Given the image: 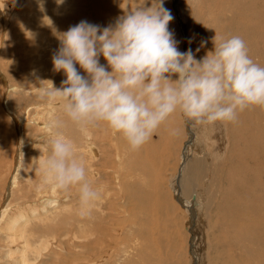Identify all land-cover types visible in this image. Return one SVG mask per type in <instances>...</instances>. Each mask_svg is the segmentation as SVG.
<instances>
[{
  "label": "rangeland",
  "instance_id": "rangeland-1",
  "mask_svg": "<svg viewBox=\"0 0 264 264\" xmlns=\"http://www.w3.org/2000/svg\"><path fill=\"white\" fill-rule=\"evenodd\" d=\"M2 1L4 5H6L5 7H7L8 10H11L14 5L16 6L17 11L15 14V18L10 20V23L8 22L6 26L7 29L0 28V110L3 108L4 112L3 113L2 111H0V204L2 205L4 200L2 201L1 199L4 198L3 196L6 197V192H8L9 190V177L10 173L12 172V169L9 168V165L11 164V162H13L12 156L14 152L16 153L17 149V154L21 152L22 168L18 173V182L16 184V188H14L13 190V199L15 202L14 204H20L21 206L26 208L36 205L38 207L39 204H42L43 202L49 200L48 198L52 197V188L51 185H45L44 183H42V174L38 167L39 161L37 160L39 158L41 161L43 160L41 155L39 154V151H41V149L46 152L45 154H49L50 151V149L45 148L44 144V141L47 137V129L45 128V124L47 123L49 116V112H46L48 111L47 106L49 105V103L46 100H41L39 98L37 88L39 87V81L37 78H39L40 80H49L45 81L44 83L45 85L51 86V79L49 78L51 75V71L49 70H51L50 65L52 64V58L50 57V52L57 50L56 44H59L57 34L65 31L64 28L61 29L58 25L60 24V20L63 17L64 18L61 22L67 21L66 19L71 21V17L75 15V13L71 11L70 7L73 3L76 4L77 7L80 0H68V2L65 0L67 2V5L63 0V3L65 2L64 8L66 9H58L51 4L54 2L58 3L57 0H41V5L40 3H37V0ZM113 2H115V4ZM146 2L147 0H122L121 4H118L117 0H111L110 18L112 17V19H109V23H112L114 21V24L115 18L123 15L125 11L130 8L134 9L138 6L144 5ZM249 3L258 8L261 13L256 14V25H254L253 23L255 19L252 16L246 14L245 10L243 9L245 5ZM150 4L151 0H148V5L150 6ZM177 4L180 12H184H181V14H183L182 17L184 23L187 27H189L190 25L189 28H191L189 29V35L191 38H193V43L190 45V47L195 50L200 46V42L202 39L208 41L207 45L201 48V51L197 53V59L206 55L208 51L213 49L214 45L212 41L215 35L218 38H224V35L221 34H226L230 30L232 31L233 27V31L235 29L237 30V28L240 31H243L246 30L245 28L247 27V29L249 30H252L250 28H256L254 31V36H252V42L248 45L247 48L249 49L250 53L252 52L251 55H255V49L258 47V55H255L253 57L255 60L257 59V63L263 65L262 60H264V57L262 56H264V54H261L264 53V51L261 50L257 42L260 41V34L264 32V0H179V3ZM113 5L115 11L113 10ZM1 6L0 10L2 11ZM37 6H39V9H43L42 14L44 13V17L41 21H38L37 18H35L37 16L34 13L39 11ZM175 6V0H164V7L169 9L174 16V21L170 23L169 28L170 30H174L176 39L180 41L179 32L177 30V13ZM51 9L52 11H50ZM57 11H59V14H57ZM60 14L63 16H61ZM56 16L61 17L56 18ZM102 17L103 15L101 14V18ZM102 19L105 20L106 17H103ZM237 21H241L244 23L241 24V26H236ZM1 22L3 23V21ZM52 24L55 28L52 26ZM57 26L59 29L57 28ZM236 30L234 32H236ZM232 33L230 32V36ZM5 103H7V105L12 109L13 113L15 114V119H17L18 121L23 136L21 137V143H19L18 141L20 140L17 136L19 132L18 128H16L14 118L11 117L4 109ZM55 114L62 115V111L60 112L58 110L55 112ZM240 114H244V111ZM241 118L243 119V117ZM37 120L42 122V125L37 122ZM261 121V128L264 130L263 116L261 117ZM247 122L250 124V126L258 127L257 122L250 123L248 120ZM190 124L191 123L188 122L181 113L177 112L169 119L168 122L162 125L158 132L154 134L153 137L139 150L133 151L126 140L122 137V135L118 133L113 134L114 143L112 145H110L106 140L103 145L100 146L101 153L103 155L110 151V162L103 161L104 156H102L100 163L97 165L98 173L103 174V178L101 180H96L97 183L95 184L96 186L101 187L103 190L102 199L99 201L100 204L102 205V202L105 203L108 200H112L111 202L118 206L119 201H121L120 196L122 194L127 195L128 193L130 199L128 198L129 201L127 205H131V207H134L135 211L140 210L141 212H139L143 215H140V217L145 218L144 224L146 221L147 223L148 221H150L151 224L148 227L151 230L154 229L155 233H153V236L155 238L153 237V240L150 239L154 243V245L152 244L153 246H150L154 247V250H159L162 257L165 256L163 264H191L192 259L188 247V241L190 237V232L187 228L189 226V224H187L189 220V213L183 210V208L180 207L179 203L175 201L177 199L174 197L173 186L171 185L173 183L172 179H174L176 173H179V170H181L180 162H182V153L185 149V141H187L190 135L193 134L190 133L189 130ZM218 125L220 127L222 126V128L225 129V123H222V125ZM73 126V124L67 123L66 128L67 130H71ZM214 127L215 125H206V129L203 128V135L199 134L198 142L197 138L195 137L196 134L194 133V141L193 144L190 145L191 157L194 160L197 159V157L200 158L203 169H206L203 170L204 175L201 176L200 179H198V188L199 193L201 194V198L198 199L199 203L200 205H202L201 207L207 205L205 208L200 209L201 218H203V227L206 228V231H204V242H206V248L203 251L204 258H206V260L209 258V263L211 262L212 264H258V262H256L258 259L252 257L254 259L253 260L251 258L252 254L250 252H248L249 256H247L248 254L244 256L245 252H242L243 243L241 241L240 243H238L242 234H247L249 237L255 231L253 228L254 226L256 227L257 220H254V217L250 213H248V211H251L250 209L248 210V208H243L240 197H235V199L240 202L237 204L235 214L233 210L230 209L228 202L226 201L228 194L227 190H229V188L231 189V186H228L229 184L234 187L232 188L233 191L238 190L241 193H246L247 195L245 194V196H247V198H252V189L256 185L253 179L255 173H250V169L252 167L249 168V165L244 162L240 164L239 161L235 162L234 160H230L229 164L227 163L225 165V160L228 153L227 150L228 147H230V141H227V143L225 144L227 147L223 145L224 147L222 146V148L216 150V144L212 142L211 138H208L210 137V134L212 132H215ZM105 128H107V126ZM173 130H175L176 134H173ZM63 133L65 135V128L63 129ZM102 133L104 134L103 131ZM241 137L243 136L241 135ZM244 142H246V140L243 137L241 144L243 145ZM18 143L21 144L20 150L18 147ZM194 143L196 144L194 145ZM262 151L264 152L263 149ZM217 156L220 157L218 158ZM24 158L25 160L23 161ZM144 159L145 166H139L138 168L140 162L139 160L144 161ZM262 159L264 160V156H262ZM208 162L210 165L208 164ZM107 163L109 164L107 165ZM232 163L239 164L241 165L239 167L242 168H238L236 166L234 167V165L230 167ZM134 164L137 166V168L134 166ZM150 166L153 168H151ZM142 168H145L146 170ZM134 169H136V172H134ZM124 175H127L129 179L125 178ZM234 175H237L239 177L236 179ZM117 176H124L123 180L120 178L122 182L121 187L117 186L119 185V183L117 182ZM242 177L246 178L247 180L245 181H249V184H247V187L242 186L241 188H238L239 186L237 184L240 185ZM234 178L236 179L235 185L232 182ZM50 190L51 193L49 192ZM56 191L60 196L59 198L62 202V206L72 208V205L79 204V201H77L79 197H76L77 199H75L74 188L67 191L56 189ZM189 194L192 195V192H189ZM189 194H187L185 197L190 198L188 196ZM20 195H22L23 197ZM19 197H21L22 199ZM173 201L179 205L180 209L179 207L177 208V204H175ZM206 201L208 204H206ZM34 202H36V205L34 204ZM99 202L97 203L98 205H100ZM28 204L30 205L28 206ZM143 205L144 207L146 206V208H144ZM131 207L129 208L132 210L133 208ZM96 208L98 209L99 206H97ZM96 208H94L93 210H95ZM244 209H246V211ZM13 210L17 209L13 208ZM244 211L245 213H243ZM150 214L152 217L150 216ZM124 217L126 218V216ZM163 218L166 219L165 223V219L164 221H162ZM246 218L248 219L245 220ZM151 219L156 223L152 222ZM243 219L246 221V223H244L245 221ZM169 221L171 222L172 226L168 225ZM157 222H160L161 225ZM161 222L164 224H162ZM242 222L244 224H242ZM152 223L153 226L154 223L156 225L153 227ZM230 223L232 224L229 225ZM248 223H254L253 227L251 225H248ZM127 224L128 221L125 222V224H122V226H126ZM157 227L162 228L163 231L162 229V232L158 231ZM207 229L211 230L208 231ZM171 230L173 231L171 232ZM207 236L209 241L207 239ZM236 236L239 237L237 238ZM234 237L237 238V240ZM144 241L147 243L146 240ZM138 244H140V242H134L133 245L131 243V247L137 246ZM141 245L143 244L141 243ZM249 245L250 248H252L254 252L257 253V247L254 245V243H252V241H249ZM131 247L129 248L128 252V254L130 255V259L134 258L136 260H133L134 262H139L138 264H142L141 262L143 261L141 260V256L139 259L135 254V249ZM252 249H250L249 251H251ZM92 250L93 249L89 251V255L93 252ZM99 255L95 254V256H93V259H87H89L90 262L91 259L96 261ZM119 258L120 256H118V259ZM87 259H77L76 261L78 262L77 264H88ZM171 260H173L172 263L169 262ZM179 261L181 262L179 263ZM75 262L71 263L69 260L68 264H75Z\"/></svg>",
  "mask_w": 264,
  "mask_h": 264
},
{
  "label": "clouds",
  "instance_id": "clouds-1",
  "mask_svg": "<svg viewBox=\"0 0 264 264\" xmlns=\"http://www.w3.org/2000/svg\"><path fill=\"white\" fill-rule=\"evenodd\" d=\"M173 21L164 0H151L150 6L147 0L114 24L102 27L82 20L57 34L53 71L66 79L57 88L37 78V88L39 98L59 106L62 115L49 114L44 144L50 151L37 160L42 183L78 190L81 216L91 214L103 190L64 135L67 123L81 130L104 123L135 151L177 112L196 127L236 122L249 107L264 108V65L251 58L240 36L215 35L213 49L197 59L208 41L181 51V41L169 28Z\"/></svg>",
  "mask_w": 264,
  "mask_h": 264
},
{
  "label": "bare ground",
  "instance_id": "bare-ground-1",
  "mask_svg": "<svg viewBox=\"0 0 264 264\" xmlns=\"http://www.w3.org/2000/svg\"><path fill=\"white\" fill-rule=\"evenodd\" d=\"M37 1H38L37 3L41 2V0H37ZM66 1L68 2V0H66ZM69 1H72V0H69ZM121 1L122 0H117V3L121 4ZM67 2H66V5H67ZM110 2H111V0H80L77 7H76V4L73 3L71 5L70 9L73 13H75V15H73L71 17V21L66 19L67 21L61 22L62 19L64 18L63 17L60 20V24L58 26H60L61 29L64 28V30L66 31V30H68V28L70 26L76 25L82 20H86L89 23L99 24L102 27H106L111 23V22L109 23V19L110 20L112 19V17L110 18V11H111L110 10ZM64 3L61 4V3L54 2L51 4L54 7L61 9V8L65 7ZM113 3L115 4V2H113ZM175 3H176V6H175L176 13H177V16H176V22H177V27H178L177 30L179 32V39L181 41L179 48L181 51H186L187 48L190 47V45L188 43V38H190V35H189L190 30L189 29H191V28H189L190 25H189V27H187L183 21V17H182L183 14H181V12L182 13H184V12L183 11L180 12V9H178V4H177V3H179V0H175ZM240 3H241V1H240ZM242 4H243V2H242ZM40 5H41V3H40ZM0 6L2 8V11L0 10V28L2 29V28H6L8 22L10 23V20L15 18L17 8H16V6L13 5L12 9H14V8L15 9L14 10H12V9L8 10L7 7H5L6 5H4L2 0H0ZM116 6H115V8H116ZM38 7L39 6H37V8ZM241 7H242V5H241ZM64 9H66V8H64ZM243 9L245 10L246 14H248L249 16H252L255 19V21H253V23H254V25H256V14H261L260 10L250 3L245 5V7ZM42 10L40 8L38 12L34 13L37 16L35 18H37L38 21H41L44 17V13L42 14ZM113 10H114V5H113ZM50 11H52V9ZM45 12H47V11H45ZM57 12H58L57 14H59V11H57ZM101 14L103 15V17H106L105 20L102 19L103 17L101 18ZM61 16H63V15H61ZM61 16H59V17H61ZM67 16H66V18H67ZM59 17L56 16V18H59ZM115 20H116V18H115ZM1 21H3V23ZM53 22H54V20H53ZM113 22H112V24H113ZM243 23L244 22L237 21L236 26H239V25L241 26V24H243ZM52 26L54 27L53 24H52ZM58 26H57V28H58ZM233 29H234V27H233ZM233 29H232V31L230 30L229 32H227L226 34H221V35H224V38H226V37H230V32L231 33L233 32L232 34L240 36L246 42V45L248 47V45L252 42V36H254V31L256 28H250L252 30H249L246 27L245 28L246 30H243V31H240L237 28V30L235 29L236 32H234L235 30L233 31ZM225 30H227V29H225ZM53 31H54V29H53ZM232 34H231V36H233ZM191 36H192V34H191ZM263 41H264V32L260 34V41L257 42L259 47L261 48V50L264 51ZM57 44H56V46L58 49L59 44L58 45ZM250 50H252V49H250ZM255 50H256L255 55L257 56L258 55L257 52L259 50L258 47ZM56 51L57 50L50 52L51 58H52V55ZM248 51H249V49H248ZM251 53L249 51V55L251 56V58L257 62V59L255 60L253 57L255 55H251ZM259 54H261V53H259ZM263 54L264 53H262L261 55H263ZM262 57H264V56H262ZM258 58H259V56H258ZM51 61H52V59H51ZM262 62L264 65V60H262ZM101 63L106 64V61L103 59V57H101ZM50 66H51V70H49V71H51V75L49 77L51 79L50 83H53L54 86L59 88L61 86L62 80L66 79V77L64 76L63 72H54L53 71V63ZM77 68H78V70L83 72L82 69H79L78 65H77ZM42 72H44V71H42ZM47 107H48L47 108L48 111H46V112H49V114L52 112L55 113L58 110L60 112L62 111V109L55 104H53L51 106L48 105ZM4 109L11 117L14 118L16 128H18V132H19L17 136L20 140H18V141H19V143H21L22 142L21 137H23V136H22V132L20 130V126L18 124V121H17V119H15V114L13 113L12 109L7 105V103H5ZM0 111L3 112V108ZM262 116L264 117V108H261L258 106H252V107L246 109L244 111V114L241 115L239 113L238 120L236 122L225 123L224 126H225L226 130L223 129L222 126L220 127L218 125V124L222 125V123H216L215 127H214L215 132H212L210 134V137H208V138L212 139V142L214 144H216V150L219 148H222V146L225 145L227 143V141H230V147H228V150H227L228 153H227V157L225 160L226 162L224 161L225 165L227 163L229 164L230 160H234L235 162L239 161L240 164L244 162L247 165H249L248 166L249 168L252 167L250 169V171H251L250 173H252V172L255 173L253 179H254V182L256 185L254 184L255 187L252 189V198H247V196H245L246 193L245 194L241 193L238 190L233 191L232 188H234V187L229 184L228 186L229 187L231 186V189L229 188V190H227L228 194H227L226 201L228 202L230 209L233 210V212L235 214V211L237 209V204L240 203L237 199H235V197H237V198L240 197L242 204H243V208H248V210L250 209L251 211H248V213H250L254 217V220L255 219L257 220L256 221L257 222L256 227L254 226V228H253L255 231L249 237L247 234H244V235L242 234L238 243H240V241L243 243V251L242 252H245L244 256L247 255L248 252H250L252 254L251 258L255 257L256 259H258L256 261V262H258V264H264V176H263V174H264V160L262 159V156H264V152L262 151V149L264 150V130L261 128V123H260V122H262L261 121ZM241 117H243V119ZM247 120L250 123L257 122L258 127L257 126H250V124L247 122ZM37 122H39L42 125V122H40L38 120H37ZM69 124H70V122H69ZM251 125H254V124H251ZM106 126H107L106 124L100 123L94 127H89L85 130H81L75 125L73 126V128H71V130H67V128L65 127V130H66L65 136L74 142V144L76 145L77 153L79 155H81L84 158V160L86 161L87 166L90 169V178L94 181V184L97 183L96 180H101L103 178V174L98 173V170H97V165L100 163V160L102 159L101 157L104 156L103 161H109V155H110V151L105 153V155H103L101 153L100 146H102L106 140L109 142L110 145H112L114 143L113 134L115 132H112V130L108 126H107V128H105ZM203 128L206 129V125H204V126L200 125V126H196V127L192 126V128H191V124H190V127H189L190 133L196 134L195 137L197 138V142L199 139V134L203 135V133H202ZM69 129H70V127H69ZM102 131L104 132V134L102 133ZM193 134H191L189 137V139L193 138V140L189 144L184 146L185 149H184V152L182 153V162H180L181 160L179 161L181 164V167H180L181 170H179V173L178 172L176 173V176L174 177V179H172L173 183L171 185L173 186L174 197L177 199L175 201L179 203L180 207L183 208V210H185L189 213L188 214L189 220L187 223V224H189V226L187 228H188V231L190 232L189 233L190 237H189V241H188L189 242L188 247H189V251H190V256L192 258L191 264H210L211 262L209 263V258L206 260V258H204V254H203V251L206 248V242H204L205 241L204 231H206V228L203 227V218H201V213H200V209L205 208L207 205H204L203 207H201L202 205H200L199 200H198L199 198H201V194L199 193V188H198V179H200L201 176L204 175L203 170H206V169H203V165L200 161V158L197 157V159L194 160L191 157V146L190 145L193 144L194 135H195V134L194 135ZM100 135H102V136H100ZM241 135L246 140V142H244L243 145L241 144L242 139H243V137H241ZM225 136H226V138H225ZM188 140L185 141V143L188 142ZM195 144L196 143H194V145ZM20 146H21V144L18 145L19 150H20ZM223 150H224V148H223ZM45 153L46 152L42 149H41V151H39V154L41 155L42 159H45L46 156L48 155ZM194 157H195V155H194ZM147 159H149V158H147ZM24 160H25V158L23 159V161ZM206 160H207V158H206ZM12 161L13 162H11V164L9 165V168L12 169V172L10 173V177H9V187H8L9 190H8V192H6V197L3 196L5 199L4 198L1 199L2 201L4 200L2 205L0 204L1 205V208H0V264H68L69 260L71 263H74L77 259H81V260H83V259L86 260L87 258L93 259V256H95V254L96 255L100 254V255L98 256L96 261L91 259V262H90V260L87 259L88 264H107V263L108 264H138L139 262L138 263L134 262L133 260H135V259L134 258L130 259V257H129L130 255L128 254L129 248L131 247V243L133 245L134 242H137V243L140 242V244H138L137 246H132L131 248L135 249L134 250V251H136L135 254L138 256L139 259L141 256V260L143 261V262H141L142 264H163L164 263L163 261L165 259V256L162 257L159 250H156V249L154 250V247L150 246L152 244L154 245V243L150 239H152L154 237L153 233H155L154 229L151 230L148 227L151 224L150 221H148V223L146 221L144 224L145 218L140 217V215H142V213H140L141 211L140 210L135 211L134 207H131V205L130 206L127 205L128 201H129L128 198L130 199V196L128 193H127V195H124L121 192V194H122L120 196L121 201H119L118 206L115 205L113 202H111L112 200H108L105 203L102 202L103 203L102 205L100 204V202H99L100 205L95 204L92 208L91 214L88 216H81L80 215V203L78 205L74 204L75 206L72 205V208H70V207L67 208L65 206H62V202L59 198L60 196L57 194L56 189L53 188L52 186H51L52 197L48 198L49 200L43 202L42 204H39L38 207L35 204L36 202H34V204L36 206H29L30 204H28V206H29L28 208L23 207L20 204L15 205L14 204L15 202L13 199V193H14L13 190H14V188H16V184L18 182L17 181L18 173H19L20 169L22 168L21 152L19 154H17V149H16V153L14 152V154L12 156ZM136 161H138V160H136ZM139 161L140 162H139L138 168H139V166L144 167L145 166V163H144L145 159H144V161L143 160H139ZM150 161H151V158H150ZM108 164L109 163H107V165ZM208 164H209V162H208ZM233 165H234V167L236 166L238 168H242V167H239L241 165L235 164V163H232L230 167H232ZM244 165H243V167H244ZM134 166L137 168V166L135 164H134ZM204 167H206V166H204ZM151 168H153V167H151ZM142 169L146 170L145 168H142ZM229 171H231V170H229ZM134 172H136V169H134ZM262 172H263V174H262ZM103 173H104V171H103ZM124 176H119V177L117 176L118 177L117 182L119 183V185H117V186L121 187V183H122L121 179L123 180ZM117 177H115V178H117ZM234 177L237 179L239 176L234 175ZM125 178L129 179V177L127 175L125 176ZM235 178L232 181L234 185L236 184ZM245 180H247V179L242 177L240 185L237 184L239 186L238 188H241L242 186L247 187V184H249V181H245ZM74 190H75V199H77L76 197H79L78 190L76 188H74ZM49 192L51 193V190ZM189 192H192V195H190ZM187 194H189L188 196L190 198L185 197ZM20 196H22V195H20ZM103 196H105V195H103ZM19 198H21V197H19ZM77 201H79V198ZM176 202H174V203L177 204ZM206 204H208L207 201H206ZM179 205L178 204L176 205L177 208L179 207ZM97 206H99L98 209L96 208ZM129 207H131L133 209L131 210ZM143 207H144V205H143ZM180 207H179V209H180ZM13 208H15L17 210H13ZM94 208H96L97 210L96 209L93 210ZM144 208H146V206ZM224 208H225V206H224ZM244 210L246 211V209H244ZM165 211H166V209H165ZM245 211L243 213H245ZM124 216H126V218ZM150 216H151V214H150ZM164 219L165 218H163L162 221H164ZM247 219L248 218H246L245 220H247ZM148 220H150V219H148ZM127 221H128V224L126 226L125 225L122 226V224H125V222H127ZM170 221H169V224H168V222H167V224L172 226ZM152 222H155V221L152 220ZM165 222H166V219H165L164 223ZM155 223H154V226L156 225ZM157 223L160 224V222H157ZM164 223H162V224H164ZM244 223H246V221ZM244 223L242 222V224H244ZM231 224L232 223H230L229 225H231ZM145 225H147V226H145ZM229 225H228V227H229ZM245 225H244V227H245ZM248 225H251L253 227L254 223L253 224L248 223ZM152 226H153V223H152ZM158 227H157L158 231H161L162 228H158ZM165 228H167V227H165ZM227 229H229V228H227ZM248 229H250V228H248ZM209 230H211V229H209ZM162 231H163V229H162ZM172 231L173 230H171V232ZM245 232H246V230H245ZM235 234H234V236H235ZM225 236H226V234H225ZM236 237L238 238L239 236H236ZM237 238H235V239L237 240ZM207 239H208V236H207ZM144 240H146L147 243ZM208 241H209V239H208ZM249 241H252V243H254V245L257 247V253H255L254 250L252 248H250V245H252V244L249 245ZM141 243L143 245H141ZM233 246H234V242H233ZM236 247H238V246H236ZM251 247H253V246H251ZM240 248H242V247H240ZM91 249H93L92 250L93 252L89 255V251ZM250 249H252V250L249 251ZM181 250H183V249H181ZM182 253H183V251H182ZM118 256H120L119 259H118ZM247 256H249V254ZM83 257H85V258H83ZM172 261L173 260H171L169 262L172 263ZM180 262L181 261H179V263ZM77 263L78 262L76 261L75 264H77ZM180 264H182V263H180Z\"/></svg>",
  "mask_w": 264,
  "mask_h": 264
},
{
  "label": "water",
  "instance_id": "water-1",
  "mask_svg": "<svg viewBox=\"0 0 264 264\" xmlns=\"http://www.w3.org/2000/svg\"><path fill=\"white\" fill-rule=\"evenodd\" d=\"M192 140H193V138H190V139L188 140V142L185 143V145L189 144Z\"/></svg>",
  "mask_w": 264,
  "mask_h": 264
}]
</instances>
